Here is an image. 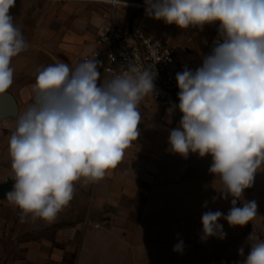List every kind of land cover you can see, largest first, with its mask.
<instances>
[{
    "label": "clouds",
    "instance_id": "9594fccd",
    "mask_svg": "<svg viewBox=\"0 0 264 264\" xmlns=\"http://www.w3.org/2000/svg\"><path fill=\"white\" fill-rule=\"evenodd\" d=\"M16 0H0V94L14 83L13 58L29 44L10 9ZM127 8L126 0H101ZM145 14L181 29L203 30L219 22L211 55L195 71L175 76L182 113L170 130L169 146L185 158H212L209 173L219 177L220 197H231L225 215L201 217V240L244 226L258 215L255 200H242L245 189L264 171V0H144ZM114 60V57H113ZM102 61L88 58L73 69L58 62L37 70L32 101L15 117L8 141L13 185L5 198L19 209L21 222L54 221L74 198L75 185L103 180L123 161L140 135L139 105L155 94L156 70L128 60L100 82ZM215 199V198H214ZM207 203H205V207ZM248 255L239 264H264V239L252 232ZM183 241L174 247L182 251ZM244 256V248L238 250Z\"/></svg>",
    "mask_w": 264,
    "mask_h": 264
},
{
    "label": "crops",
    "instance_id": "0c3cea01",
    "mask_svg": "<svg viewBox=\"0 0 264 264\" xmlns=\"http://www.w3.org/2000/svg\"><path fill=\"white\" fill-rule=\"evenodd\" d=\"M57 1L16 0L15 7L10 9L15 23L22 28L28 49H38L39 69L58 62L67 63L74 69L84 54L98 47L101 28L112 15L111 5L96 0H69L61 5ZM129 1L144 3V0ZM107 6L111 9L109 16L102 9ZM119 9L117 19L124 26ZM148 25L156 36L177 48L185 59L201 66L219 28V22H216L205 25L203 30L181 29L150 17ZM208 26L207 31L205 27ZM30 32L37 34L35 42L27 38ZM46 48L51 50L48 54H45ZM15 66L14 83L6 92L16 97L22 113L32 101L31 90L37 72L22 69L19 62L12 60V67ZM104 81L106 79L100 78L101 83ZM139 111L142 117L140 135L125 150L123 161L99 182H77L74 198L54 221L29 219L21 222L19 209L10 205L7 199H0V242L19 241L15 249L12 246L5 248L0 243L2 263L45 264L43 252L30 249L29 243L22 240L29 231L30 222L36 227L34 229L67 223V256H72V264H79L82 254L90 246L103 252V257L106 254L121 255L120 245H126L127 254L133 257L132 264H239L248 255L250 233L264 239V171H260L254 185L245 189L242 200L237 201V207H242L243 201L252 200L258 205L257 217L240 226L241 234L234 236L240 241L237 249L244 248V256L238 253L236 257L225 259L222 253L211 248L206 253L202 247L195 252L186 247L187 210L231 208V197L227 200L220 197L219 177L208 171L212 163L210 155L201 158L198 153H190L185 158L171 151L170 130L178 127L182 117L177 109L172 110L146 96ZM14 125L15 120L10 118L0 122L1 153L8 154ZM193 189L201 190L196 199L190 196ZM218 223L224 225L225 220L220 219ZM198 224L201 226L198 231L202 232L201 219ZM63 237L65 234L58 233V239ZM181 241L182 251H174ZM10 259L12 261H8Z\"/></svg>",
    "mask_w": 264,
    "mask_h": 264
},
{
    "label": "rangeland",
    "instance_id": "374dc122",
    "mask_svg": "<svg viewBox=\"0 0 264 264\" xmlns=\"http://www.w3.org/2000/svg\"><path fill=\"white\" fill-rule=\"evenodd\" d=\"M69 2V0H58L57 4H65ZM134 2V1H133ZM63 9L64 6H61ZM35 9V7H34ZM103 11L106 10L107 15L110 14V6L106 8H102ZM122 13V23L125 27L131 26L133 22H141L144 21L148 24L149 16L145 14V9H138L135 7H127V8H120L118 12ZM119 14V13H118ZM208 31L209 26L205 27ZM27 38L29 41H36L37 34L35 32H30L27 34ZM51 51L49 49H45V54ZM38 49L29 48L25 52L21 53L17 57L13 58V61L19 62L22 65V69H27L37 72L39 69V61L37 57ZM181 53V52H180ZM182 55V53H181ZM47 66V65H45ZM201 65L198 64V67ZM15 72H17L16 66L14 67ZM30 75H33L29 72ZM10 120H15L14 118H10ZM3 149V148H2ZM12 181V172L10 168V158L9 155L6 153L0 152V184H5ZM201 190L193 189L190 193L191 198L196 199L197 196L200 195ZM230 208H221V209H198V208H189L187 210V217L189 220L188 225V235L187 239H184V243H186V247L189 248L190 251L195 252L198 251L200 247L203 248V251L206 250V253L214 249L216 253H222L223 258L230 259L231 257L238 256V249L237 246L240 244L238 238L234 236H239L240 226L231 227L228 225L227 221L223 225V231L226 233L224 239H218L215 236L208 237L206 241L201 240L202 232L198 231L200 229V225L198 224L199 219H201L202 215L207 211H221L225 215L229 211ZM36 228L32 225V222L29 224V231L28 233L22 237L23 242H28L30 245V249H39L43 252L45 264H72V256H67L68 248H67V234L69 233V226L67 223H61L58 225H53L49 227H43L42 229H34ZM58 233L65 234V237L62 239H58ZM233 234V235H232ZM233 237V238H232ZM19 242V241H18ZM16 241H2L1 244H4L8 248L10 246L15 249V245L18 243ZM92 243V242H91ZM19 244V243H18ZM122 244V243H121ZM66 245V246H65ZM92 245V244H91ZM119 249L122 251L121 255L116 256L115 254H106L102 257L103 252H100L97 248L95 249L94 246H90V248L82 254L79 264H132V255H128L126 252V245L118 246ZM211 252V251H210ZM236 255V256H235ZM67 256V257H66ZM8 261H12L11 259ZM10 262H7L9 264ZM0 264L2 260L0 258Z\"/></svg>",
    "mask_w": 264,
    "mask_h": 264
},
{
    "label": "built area",
    "instance_id": "2783aa9c",
    "mask_svg": "<svg viewBox=\"0 0 264 264\" xmlns=\"http://www.w3.org/2000/svg\"><path fill=\"white\" fill-rule=\"evenodd\" d=\"M126 2L128 7L145 9L144 3L129 0ZM214 37L217 40L218 34ZM93 57L102 61L99 66L100 78L106 80L111 78L112 70L124 71V64L128 60L143 68L156 70V92L147 97L170 107L179 104L174 98V91L179 90L176 74L182 72L185 67L192 71L198 68V64L185 59L177 48L156 36L146 22H133L129 27L120 25L117 8L114 7L110 20L101 28L98 47L84 54L80 63ZM176 109L182 116L178 107ZM96 226L99 227L100 224Z\"/></svg>",
    "mask_w": 264,
    "mask_h": 264
},
{
    "label": "water",
    "instance_id": "95a60500",
    "mask_svg": "<svg viewBox=\"0 0 264 264\" xmlns=\"http://www.w3.org/2000/svg\"><path fill=\"white\" fill-rule=\"evenodd\" d=\"M215 46H216L215 44L209 46V48L206 50L203 56V59L211 55ZM203 59H202V63H203ZM178 92H179L178 89L174 91V98L179 103ZM18 113H20V107L16 97L10 92H5L3 94H0V122H2L4 119L7 118L16 117ZM12 185H13V180L5 184H0V199H6L5 194L11 190Z\"/></svg>",
    "mask_w": 264,
    "mask_h": 264
}]
</instances>
